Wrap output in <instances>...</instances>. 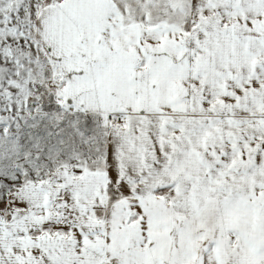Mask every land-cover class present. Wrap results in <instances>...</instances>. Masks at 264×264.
<instances>
[{
    "label": "snow or ice",
    "instance_id": "snow-or-ice-1",
    "mask_svg": "<svg viewBox=\"0 0 264 264\" xmlns=\"http://www.w3.org/2000/svg\"><path fill=\"white\" fill-rule=\"evenodd\" d=\"M0 264H264V0H0Z\"/></svg>",
    "mask_w": 264,
    "mask_h": 264
}]
</instances>
